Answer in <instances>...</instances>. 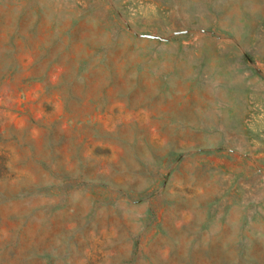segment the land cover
<instances>
[{
    "label": "rangeland",
    "instance_id": "obj_1",
    "mask_svg": "<svg viewBox=\"0 0 264 264\" xmlns=\"http://www.w3.org/2000/svg\"><path fill=\"white\" fill-rule=\"evenodd\" d=\"M0 264H264V0H0Z\"/></svg>",
    "mask_w": 264,
    "mask_h": 264
}]
</instances>
